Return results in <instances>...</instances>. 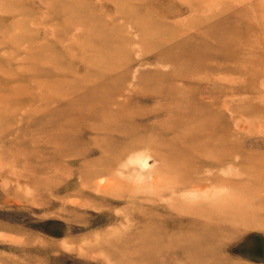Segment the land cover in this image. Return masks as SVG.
<instances>
[{
  "label": "rangeland",
  "instance_id": "rangeland-1",
  "mask_svg": "<svg viewBox=\"0 0 264 264\" xmlns=\"http://www.w3.org/2000/svg\"><path fill=\"white\" fill-rule=\"evenodd\" d=\"M181 97L227 128L217 184H170ZM260 177L264 0H0V264H264ZM226 193L223 235L177 234Z\"/></svg>",
  "mask_w": 264,
  "mask_h": 264
},
{
  "label": "bare ground",
  "instance_id": "bare-ground-1",
  "mask_svg": "<svg viewBox=\"0 0 264 264\" xmlns=\"http://www.w3.org/2000/svg\"><path fill=\"white\" fill-rule=\"evenodd\" d=\"M182 98V97H181ZM195 97H188V101L185 97L181 99L182 103H186L183 107V110L181 111V114L175 118H171V120L164 126V129L170 128L175 129L177 135H174L175 138L178 136L182 139V146H174L175 151L180 154L181 157H176L175 159H179L168 169V176L171 178L172 182H170L171 185L175 184V186H182L183 188H189L190 186L196 187V186H203L204 184H217L219 183L220 179L218 177H211V176H194V172L197 175V172L199 171H205V170H215L220 166L218 161L212 160L209 156L212 154L213 151H222V152H228L229 146L227 144L228 140V131L226 126H219V124H216L214 121H212L211 116L208 117V119H196L194 116H201L203 114H211L210 112L213 110L210 107H201L195 106L191 103H194ZM177 99L179 100V96H177ZM87 101V100H86ZM91 101V100H90ZM187 101V102H186ZM191 102V103H190ZM214 111V110H213ZM187 119L190 120V123L188 125ZM258 122V121H257ZM187 124L190 128L193 129V131H178L176 127L180 125ZM127 129H133L136 128L137 125L135 124H128L126 125ZM126 130V129H125ZM220 132L219 137L214 136V132ZM156 132L154 130L152 133ZM194 132V133H193ZM193 133V134H192ZM152 142L149 143V145ZM202 149H208L206 151V154L199 155L198 152L202 151ZM147 157V155H146ZM114 158L113 156L111 157ZM144 160V159H143ZM142 160V161H143ZM114 161V160H113ZM147 161V160H146ZM115 162V161H114ZM223 162V160H222ZM221 162V163H222ZM146 164V163H143ZM142 164V165H143ZM190 164L192 166H196V169L191 170L189 167H187ZM187 165V166H186ZM189 168V169H188ZM101 170V169H100ZM99 170V171H100ZM139 174V172H138ZM151 177V176H150ZM104 180L107 182V180ZM108 179L111 181L110 177ZM155 179V178H154ZM108 180V181H109ZM144 180V179H143ZM142 180V181H143ZM147 180V179H146ZM151 181L153 180L150 179ZM101 181V180H100ZM112 182V181H111ZM155 182V181H153ZM259 187H264V180L260 177ZM98 184V183H96ZM100 184V182H99ZM102 184V183H101ZM106 187L112 188V183H104ZM101 186V185H100ZM99 186V187H100ZM103 186V184H102ZM225 189L227 190V181H225L224 184ZM213 188V187H212ZM207 189V187H206ZM218 189V188H217ZM220 189V188H219ZM218 189V190H219ZM243 192L247 195H253L256 193V188L253 186H243ZM205 190V189H204ZM211 191V190H210ZM213 191V190H212ZM211 191V192H212ZM260 191V190H259ZM205 193V191H203ZM229 192V191H228ZM193 193V192H192ZM195 193V192H194ZM229 193H226L223 198L219 201H217L214 206L211 207H202L199 208L198 205H191L187 204L186 206H180L177 210V212H188V214L191 216V219H189L186 222H182L181 228H177L176 232L179 235L185 234L188 238H193L201 234V236L206 237V232L209 234L212 230V232L209 234L211 237H217L224 234V231L226 232V229H229L231 224L237 223L236 216L233 215L235 212L239 211L240 208L244 209V212H248L249 209L245 208L248 207L249 203H247L246 206H244V203L239 204L237 201L230 202L229 201ZM194 198V197H193ZM253 201V200H252ZM254 202V201H253ZM170 218V217H169ZM164 221L165 218L163 216H157L156 218H152L149 216L147 217L144 223L147 225L160 223L164 227ZM151 230H148L146 234L155 235L156 233H162L167 231V229L159 227L152 229V226L150 225ZM198 240L195 244H193V248L188 249V254H197V253H207L208 250L204 249L205 246H199L197 245ZM197 245V247H196ZM140 243H136V247H140ZM186 253V252H185ZM141 260L144 259V256H139Z\"/></svg>",
  "mask_w": 264,
  "mask_h": 264
}]
</instances>
